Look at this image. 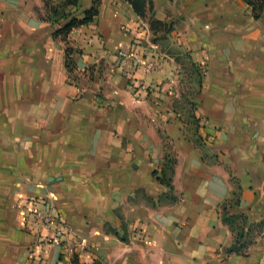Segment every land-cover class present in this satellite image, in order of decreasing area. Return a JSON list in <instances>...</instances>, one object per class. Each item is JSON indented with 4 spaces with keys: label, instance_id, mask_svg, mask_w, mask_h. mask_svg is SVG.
Here are the masks:
<instances>
[{
    "label": "crops",
    "instance_id": "obj_1",
    "mask_svg": "<svg viewBox=\"0 0 264 264\" xmlns=\"http://www.w3.org/2000/svg\"><path fill=\"white\" fill-rule=\"evenodd\" d=\"M45 1L0 0V264H264V230L228 253L222 220L238 192L225 211L264 221V7L152 0L163 31L125 0H99L63 39L92 1L57 19ZM135 42L153 68L118 67ZM185 53L201 73L186 95ZM41 198L67 231L43 251L28 211Z\"/></svg>",
    "mask_w": 264,
    "mask_h": 264
},
{
    "label": "trees",
    "instance_id": "obj_2",
    "mask_svg": "<svg viewBox=\"0 0 264 264\" xmlns=\"http://www.w3.org/2000/svg\"><path fill=\"white\" fill-rule=\"evenodd\" d=\"M92 4L91 6L84 10L82 17H70L67 22L60 28H58L55 31V34H60V36L65 39L68 35V33L71 31L72 28L87 24L91 22L94 18V16L97 14V7L99 4V0H91ZM127 1L131 7L133 8L134 12L141 16L146 17V13H151V20L149 21V25L151 29L158 30V27H162L161 30L167 31L169 30L168 23L164 21H160L158 19H155L153 17V2L152 0H125ZM248 5H250L254 11V16L257 17L259 14V11L262 7H264V0H244ZM77 0H63L62 5L64 4H71L75 5ZM48 0L45 1V4L47 7H49L50 11H53V13H58L56 8L49 6ZM56 9V10H55ZM55 11V12H54ZM67 17V14L63 15ZM65 66L68 71L73 70L72 61L69 58L68 52L66 53V60H65ZM195 66V65H194ZM196 67V66H195ZM197 68V67H196ZM198 70V69H197ZM199 79L197 81V86L200 87L201 85V75L199 74ZM192 106V105H191ZM192 118V116L190 115ZM170 163L166 164L167 170L172 172L173 169V163L174 161H169ZM166 184L169 185V181H166ZM233 197H235L234 201L231 203H237L238 202V192H233ZM222 214V220L225 222L231 229V231L234 233L235 240L234 243L227 248V252H235V253H243L244 250L254 243L256 234H259L264 230V221H261L257 224L249 225L248 227L245 226L246 218L243 214H228L225 209H223ZM246 230V231H245ZM236 232V233H235ZM246 234V235H245ZM91 264H101L99 261H94Z\"/></svg>",
    "mask_w": 264,
    "mask_h": 264
},
{
    "label": "built area",
    "instance_id": "obj_3",
    "mask_svg": "<svg viewBox=\"0 0 264 264\" xmlns=\"http://www.w3.org/2000/svg\"><path fill=\"white\" fill-rule=\"evenodd\" d=\"M101 44L102 42L99 41ZM118 58V67L123 68L125 63L129 61L131 67L136 70L143 68L148 70L154 67V62H147L138 50V43L129 47L127 51L118 49L116 51ZM29 216H30V229L38 237L36 247L43 251L51 244L64 245L65 243V225L58 215L52 212L49 205L44 199H32L28 202ZM29 221V220H28ZM51 227L53 229L52 235L42 234V229Z\"/></svg>",
    "mask_w": 264,
    "mask_h": 264
},
{
    "label": "rangeland",
    "instance_id": "obj_4",
    "mask_svg": "<svg viewBox=\"0 0 264 264\" xmlns=\"http://www.w3.org/2000/svg\"><path fill=\"white\" fill-rule=\"evenodd\" d=\"M63 0H59V1H54L51 6L54 8H56L55 10L58 12V13H53V11L51 12H48L45 11L44 12V15H48V16H51V18L53 19H57L58 16L59 17H63V15L65 14H77L76 12L79 10L78 7H74L72 5H67V4H61ZM40 12V11H39ZM55 12V11H54ZM41 13V12H40ZM153 14H154V11H153ZM146 17V20L149 22L151 20V13H146L145 15ZM162 27H158L157 29H161ZM179 60L180 62L182 63V66L185 70V73L186 75L184 76V90H183V93L185 92V95L187 94V92L189 93H193L197 90V81L199 79V74L201 75V73H199V69L196 68L189 60H188V57H187V54H182V55H179ZM198 69V70H197ZM191 105H193V103L189 100V98H181L179 99L178 103H177V106L181 109H183L184 113H185V117L187 118L188 122L189 123V127H188V132H189V135L190 137H193L195 138V124L193 123L192 121V118L190 117L189 115V108L191 107ZM196 139V138H195ZM197 141L198 143H201L200 139L197 138ZM204 143H201V145H203ZM235 199V197H232L230 200H228L226 203H223L222 205V209H227V206L228 204H230L231 202H233ZM232 204V203H231ZM227 212V210H226ZM223 213V211H222ZM236 233V232H235Z\"/></svg>",
    "mask_w": 264,
    "mask_h": 264
},
{
    "label": "water",
    "instance_id": "obj_5",
    "mask_svg": "<svg viewBox=\"0 0 264 264\" xmlns=\"http://www.w3.org/2000/svg\"><path fill=\"white\" fill-rule=\"evenodd\" d=\"M51 179V178H50Z\"/></svg>",
    "mask_w": 264,
    "mask_h": 264
}]
</instances>
